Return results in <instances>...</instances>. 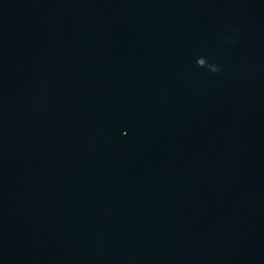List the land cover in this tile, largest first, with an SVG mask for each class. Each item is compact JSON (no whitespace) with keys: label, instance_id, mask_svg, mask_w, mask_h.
<instances>
[{"label":"water","instance_id":"obj_1","mask_svg":"<svg viewBox=\"0 0 264 264\" xmlns=\"http://www.w3.org/2000/svg\"><path fill=\"white\" fill-rule=\"evenodd\" d=\"M0 264H264V0H0Z\"/></svg>","mask_w":264,"mask_h":264},{"label":"snow or ice","instance_id":"obj_2","mask_svg":"<svg viewBox=\"0 0 264 264\" xmlns=\"http://www.w3.org/2000/svg\"><path fill=\"white\" fill-rule=\"evenodd\" d=\"M125 135H127V133H125Z\"/></svg>","mask_w":264,"mask_h":264}]
</instances>
